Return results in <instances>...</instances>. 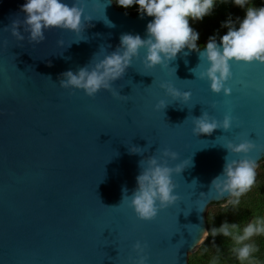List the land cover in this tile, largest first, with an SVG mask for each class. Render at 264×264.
Listing matches in <instances>:
<instances>
[{
	"label": "water",
	"instance_id": "95a60500",
	"mask_svg": "<svg viewBox=\"0 0 264 264\" xmlns=\"http://www.w3.org/2000/svg\"><path fill=\"white\" fill-rule=\"evenodd\" d=\"M23 3L0 0V264H133L137 241L147 245L148 264H192L214 204L229 199L209 192L228 155L223 144L248 138L264 144V64L232 63L225 96L197 79L194 71L207 67L199 52L185 48L168 67L146 70L141 50L113 82L126 97L102 89L90 98L60 87L61 74L115 51L122 34L146 38L152 18L109 0H85L93 19L83 38L54 28L30 44L22 26L23 41L10 29L23 20ZM163 82L191 91L188 104L167 97ZM161 99L169 104L156 110ZM205 111L217 120L232 115L233 127L193 135L192 117ZM131 146L147 150L129 154ZM163 149L178 154L169 166L191 164L173 176L177 203L143 221L122 202V190L131 195L139 161ZM249 155L258 173L264 148ZM201 193L209 194L200 199Z\"/></svg>",
	"mask_w": 264,
	"mask_h": 264
},
{
	"label": "clouds",
	"instance_id": "9594fccd",
	"mask_svg": "<svg viewBox=\"0 0 264 264\" xmlns=\"http://www.w3.org/2000/svg\"><path fill=\"white\" fill-rule=\"evenodd\" d=\"M109 3L125 10L135 6L141 19L151 17L146 25V38H141L139 34H122L115 51L104 54L98 60L94 59L96 55L89 65L76 71L63 72L60 87L82 90L90 98L102 89L111 92L114 97H126L113 89V82L124 76L133 60L140 57L141 50L144 53L141 61L144 68L151 70L157 66L168 67L169 61L187 48L189 52H199L200 60L207 64L198 74L194 71L197 79L207 80L213 93L223 92L228 96L231 88L226 84L233 76L232 63L264 64V5L257 7L252 0H109ZM218 4H231L243 10L244 15L234 21L229 14L221 22V28L227 31L219 36V42L217 33L209 36L205 44H200V33L190 25V21H203L212 15ZM85 7V0H72L71 3L68 0H24L20 6L23 20L12 22L11 34L19 41L25 40V35L18 30L22 26L30 44L43 42L45 32L54 28L81 36L93 19L85 15ZM59 43L63 44V41ZM160 88L172 101H179L182 105H187L192 97L191 91H182L171 82L161 83ZM168 104L161 99L155 106L156 110H163ZM233 120L230 114L217 120L205 111L199 117H192V133L196 136L211 135L218 128L228 132L233 127ZM223 147L228 155L221 174L211 181L209 192H214L219 198L227 194L229 199L221 207L235 208L240 204V197L256 182L259 164L249 154L261 149V146L248 138L238 143L228 141ZM146 150L131 146L129 154H143ZM229 154H243V157L229 159ZM176 159V152L163 149L159 156L154 154L139 161L140 172L136 176L135 189L131 195L127 194L126 188L122 190V202L132 209L138 219L151 221L161 210L175 205L180 199L173 176L190 166L191 161L184 160L174 167L169 166L168 160ZM207 196L201 193L200 199ZM209 235L231 238L234 242L232 251L240 264H256L254 254L258 248L253 238L264 236V216L256 217L242 228L225 220L219 227H212L203 234L204 238ZM200 242L203 243V239ZM146 247L139 241L133 245L138 257L133 264H148V257L144 254Z\"/></svg>",
	"mask_w": 264,
	"mask_h": 264
},
{
	"label": "rangeland",
	"instance_id": "374dc122",
	"mask_svg": "<svg viewBox=\"0 0 264 264\" xmlns=\"http://www.w3.org/2000/svg\"><path fill=\"white\" fill-rule=\"evenodd\" d=\"M252 3L259 7L264 5V0H252ZM240 11L241 9L231 4H218L212 15L205 17L203 21H190V25L200 33L198 43H205L208 37L213 34L218 33L220 35L225 33L227 29L221 28V22L226 20L229 14H231L234 21L236 17H243ZM225 202L214 204L209 216L210 229L212 227H219L225 220L229 223H236L242 228L256 217L264 216V166L257 173L256 182L252 188L240 197V204L237 207L233 208L229 206L225 209L221 207ZM240 210H251V214L246 218H236L235 215ZM202 239L203 244L192 256V264H213L212 259L217 255V252H221L222 254L221 264H240L232 251L234 242L231 238L223 237L222 235L213 237L211 235V237L207 238L201 237ZM223 240L227 241V246H222L221 241ZM253 241L258 248V251L254 254L257 264L264 257V236L254 237Z\"/></svg>",
	"mask_w": 264,
	"mask_h": 264
},
{
	"label": "trees",
	"instance_id": "16d2710c",
	"mask_svg": "<svg viewBox=\"0 0 264 264\" xmlns=\"http://www.w3.org/2000/svg\"><path fill=\"white\" fill-rule=\"evenodd\" d=\"M126 11L129 12V13H131V14L137 13V10H136V7L135 6H133L132 8L127 9ZM240 14L241 15H244L243 10L240 11ZM223 34L224 33H222L220 35H223ZM220 35L217 36V39H219V36ZM205 43H203V44H205ZM200 44H202V43H200ZM262 160H264V157L261 159V161ZM250 214H251V210H248V211H242V210H240V212L237 215H235V216H236V218H246ZM221 242H222L221 243L222 246H227L228 245L227 244V241H225V240H223ZM212 262H213V264H221V262H222V254H221V252H217V255H215L214 258L212 259ZM257 264H264V257Z\"/></svg>",
	"mask_w": 264,
	"mask_h": 264
},
{
	"label": "snow or ice",
	"instance_id": "6c2138e0",
	"mask_svg": "<svg viewBox=\"0 0 264 264\" xmlns=\"http://www.w3.org/2000/svg\"><path fill=\"white\" fill-rule=\"evenodd\" d=\"M261 146V148H264V144H262V145H260Z\"/></svg>",
	"mask_w": 264,
	"mask_h": 264
}]
</instances>
